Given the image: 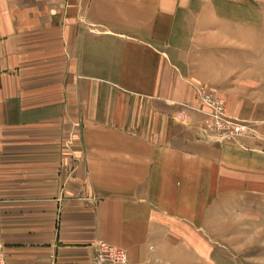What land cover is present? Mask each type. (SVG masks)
Segmentation results:
<instances>
[{"label": "crops", "instance_id": "crops-1", "mask_svg": "<svg viewBox=\"0 0 264 264\" xmlns=\"http://www.w3.org/2000/svg\"><path fill=\"white\" fill-rule=\"evenodd\" d=\"M210 12V0H0L7 264H92L100 242L131 264L208 261L220 207L264 199L252 63L264 55L233 47ZM201 92L250 133L206 134L186 108L204 109Z\"/></svg>", "mask_w": 264, "mask_h": 264}, {"label": "rangeland", "instance_id": "rangeland-1", "mask_svg": "<svg viewBox=\"0 0 264 264\" xmlns=\"http://www.w3.org/2000/svg\"><path fill=\"white\" fill-rule=\"evenodd\" d=\"M210 6L214 7V12H210V27L230 36L233 47L245 44L248 53L264 55V0H210ZM191 32L190 27L186 31L188 38ZM252 63L264 65V58L262 62ZM206 95L225 102L201 92L199 101L204 110H209L204 102ZM225 114L230 117L226 103ZM232 201L230 206L220 207L216 215L218 220L213 223L214 235L210 238L213 247L210 259L193 264H264V199L246 196Z\"/></svg>", "mask_w": 264, "mask_h": 264}, {"label": "built area", "instance_id": "built-area-1", "mask_svg": "<svg viewBox=\"0 0 264 264\" xmlns=\"http://www.w3.org/2000/svg\"><path fill=\"white\" fill-rule=\"evenodd\" d=\"M205 104L209 110L187 107L201 113L205 118L206 133L224 140H236L243 138L250 133V128L245 123L232 119L225 114V102L212 99L206 95ZM95 254L92 264H131L128 253L120 248L104 242L95 245ZM0 264H7L3 247L0 242Z\"/></svg>", "mask_w": 264, "mask_h": 264}]
</instances>
